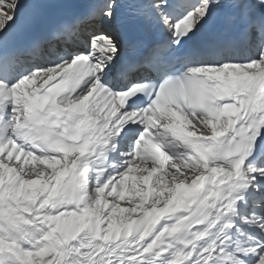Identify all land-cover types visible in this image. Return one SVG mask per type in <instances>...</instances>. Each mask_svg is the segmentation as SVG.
Returning a JSON list of instances; mask_svg holds the SVG:
<instances>
[{
	"label": "snow or ice",
	"instance_id": "snow-or-ice-1",
	"mask_svg": "<svg viewBox=\"0 0 264 264\" xmlns=\"http://www.w3.org/2000/svg\"><path fill=\"white\" fill-rule=\"evenodd\" d=\"M51 6L0 0V264H264V0H84L33 36Z\"/></svg>",
	"mask_w": 264,
	"mask_h": 264
},
{
	"label": "bare ground",
	"instance_id": "bare-ground-1",
	"mask_svg": "<svg viewBox=\"0 0 264 264\" xmlns=\"http://www.w3.org/2000/svg\"><path fill=\"white\" fill-rule=\"evenodd\" d=\"M39 83V82H38ZM170 163V162H169ZM131 175H134V176H140L141 175V173H139L138 171H134ZM155 179V178H154ZM132 183V181L130 180L129 181V184H131ZM151 183V182H150ZM128 199H129V197H127L126 196V198H125V200L124 201H122L121 202V206L122 207H127V205H128ZM125 215H127V214H125Z\"/></svg>",
	"mask_w": 264,
	"mask_h": 264
}]
</instances>
